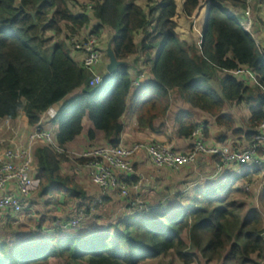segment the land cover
<instances>
[{
	"label": "trees",
	"instance_id": "1",
	"mask_svg": "<svg viewBox=\"0 0 264 264\" xmlns=\"http://www.w3.org/2000/svg\"><path fill=\"white\" fill-rule=\"evenodd\" d=\"M152 1L0 0V123L24 113L34 126L48 108L57 106V117L45 127L59 126L56 142L67 151L65 146L83 133L85 118L94 126L91 138L101 130L110 146L122 144L123 118L131 112L137 116L136 132L150 144L183 152L175 142L184 140L188 152L200 128L208 145L248 149L264 120V47L244 28L245 14L233 13L248 8L247 0ZM84 2L93 5L90 12ZM260 21L264 30V17ZM89 26L98 37L110 30L109 43L123 62L103 85H90L84 57L78 58L82 52L70 41V35ZM49 32L65 38L51 44ZM241 69V75L231 73ZM135 79H141L139 86ZM110 83L103 95V86ZM228 102L248 105L246 128L227 111ZM202 114L223 128L219 142L211 141ZM66 161V153L40 141L33 174L40 178L41 203L58 196L59 202L74 204L72 218L79 210L88 213L102 190L94 200L74 174L62 171ZM197 162L212 172L204 171L203 178H209L189 184L186 192L192 188V196L179 191L172 200L154 205L156 201L139 203L133 192L122 197L127 213L103 220L92 233L67 234L68 227L54 223L69 218L54 214L46 222L49 230H43L45 215L38 218L35 207L0 216L6 230L0 235V264H192L197 258L201 264H257L264 258V216L258 209L260 202L264 206V181H257L264 178V153L247 167L223 165L219 155H200ZM224 170L230 174L219 176ZM254 186H263L259 201L244 212L238 198L252 196ZM107 193L80 228L110 201Z\"/></svg>",
	"mask_w": 264,
	"mask_h": 264
},
{
	"label": "built area",
	"instance_id": "2",
	"mask_svg": "<svg viewBox=\"0 0 264 264\" xmlns=\"http://www.w3.org/2000/svg\"><path fill=\"white\" fill-rule=\"evenodd\" d=\"M252 1L247 0L248 8L245 12L248 16L251 13ZM84 5L87 6L88 12L93 9L90 2H84ZM246 23L248 26L245 25ZM251 24L249 18L244 23V27L252 33L248 30ZM82 32L70 35V41L83 54L84 66L91 73L90 85L97 86L103 83V76L98 72V67L104 59L105 52L96 34L90 31L86 37H83ZM243 72L241 69L231 73L241 75ZM133 84L139 86L141 79H135ZM57 114L58 108L52 106L43 113L40 121L34 126L29 123L21 125L18 123L20 117L17 120L6 119L0 123V216L8 212L21 213L34 208V193L40 186V178L33 174L34 150L40 141L52 146L59 153H66L70 158L67 151L57 145L53 128L45 127V122L55 119ZM143 151L147 153L149 162L157 169L165 167L179 169L196 163L200 155L207 154L219 155L223 165L237 163L247 167L257 162L260 151L264 153V120L256 127L253 144L246 150L208 145L199 128L195 131V139L188 152L175 151L164 143L135 142L131 145L98 147L76 155L77 172L91 175L93 181L102 190V197L111 190H117L120 196L128 199L132 191H138L143 183L150 180L136 169L134 158ZM81 158L85 161L79 162ZM216 166L222 167L219 163ZM134 176L139 178L137 182H134ZM102 197L92 204L88 213L79 210L75 217L68 221L58 219L54 225L71 229L80 228L83 222L92 217L96 204L102 202ZM258 209L264 216L263 210L260 207ZM257 264H264V258Z\"/></svg>",
	"mask_w": 264,
	"mask_h": 264
},
{
	"label": "rangeland",
	"instance_id": "3",
	"mask_svg": "<svg viewBox=\"0 0 264 264\" xmlns=\"http://www.w3.org/2000/svg\"><path fill=\"white\" fill-rule=\"evenodd\" d=\"M159 1L160 0H153L152 2L157 3ZM143 4L147 9L150 6L146 2H144ZM261 6H263V8H264V0H253L252 4H251V9H250V12H251L250 16H248V14L245 12L246 9H243V8L233 9V13L245 14L246 20H249V18H250V20L252 21V24L249 26L248 30L255 33V37L258 41V44H259V46L262 47V50H263V47H264V30H262L260 18L264 17V10H263V8H261ZM226 7L231 8V5L226 4ZM238 18L241 21L243 20V22H244L243 18H241L239 16H238ZM245 25L248 26L247 23ZM89 27L90 28L83 30V32H82L83 34H81L83 37H86L89 34V32L91 30V26H89ZM109 33H110V30L105 29L102 32L101 37L99 36V39H100L99 41L102 45L103 50L105 49V46L107 47V44H110L109 43V40H110V34ZM46 36L47 37H50V36L53 37L51 44L56 43L57 41H59L61 39L64 40V38H65L64 35L56 37V35L54 36L50 32L47 33ZM107 48H106V51H107ZM132 59H133V57L129 58V61ZM109 62H110V58H109L108 54L106 53V55L104 56V59L101 61L100 65L98 67V69H100L101 74L104 78L103 83L105 82L107 74L109 73L107 71V65L109 64ZM131 73L133 74V71ZM220 76L218 75V77H220ZM252 81H254L253 78H252ZM103 83L101 85H103ZM212 83L215 86V88L219 90L218 80L214 79ZM111 85H112V83L103 86V92H102L103 95H106V93L109 90V88L111 87ZM227 111H229L230 113L233 114L238 126H243L245 128L247 127L246 126V120L249 118V110H248V105L246 103L236 104V103L228 102ZM129 114H130L129 115L130 120H128V119L126 120V126L130 128V125L133 127L134 123L137 121V116L131 112ZM202 115H203V118L208 122L207 125L210 129V133L212 136L211 141L219 142L217 135L223 131V128H221L219 125H217L215 118H213L212 116H208L206 114H202ZM19 117L20 118L18 120V123H20L21 125H22V123H28L27 118H26L24 113H21ZM91 129H94L92 122L88 118H85L84 119V131H83V133L80 136H78L75 140L69 142L65 146V149L67 150V153L69 154L70 158L68 156L67 157L69 158V160H71V162H73V164L71 162H69V163L64 162L63 163L64 167L62 166L63 172L71 173L72 175L78 173L77 172V163H76L77 162V157H76L77 154H81V153H84L86 151H90V150H92L94 148H98L100 146H103V147L110 146L109 143H106L105 133L101 130H95V138H91L90 134H89V131ZM58 131H59V126L55 125L53 127L54 138H56ZM125 131L126 132L124 133L123 138H126V140H127L128 133H130V132L128 130H125ZM131 136H132V134L130 135L129 139L131 138V140H134V138H132ZM134 137H136V135H134ZM136 139L137 138H135V140ZM231 140H232V138H229L227 141H231ZM137 142L148 143V140H140ZM94 146H96V147H94ZM134 160L138 161V163H140L139 165H140L141 169L145 170L147 172V174H149L151 172H155V169L151 165V163L149 162L147 153L145 151L140 152L138 154V156L134 158ZM206 160H208V159H206ZM251 168H253V166ZM236 169H238L237 166H236ZM263 170H264V168H263ZM233 171H235V170H233ZM209 173H211V172L209 171ZM209 173H207V174H209ZM228 173H229L228 170H224V171L219 173V176L226 177L228 175ZM75 177H76V180L79 181L78 175H75ZM257 181H258V185H259L260 183H262L264 181V178H262L261 180H257ZM238 184L241 185L240 182ZM263 186H264V184H263ZM263 186H256L257 189H255V186H254V191H255L253 193L254 196L249 195V196H246L244 198H238L239 202L241 204H243V206H244V212L252 209L254 207V205L257 204V202L259 201V197H260V190L262 189ZM250 188H251L250 184L246 185V190L249 191ZM150 191H152V188H150ZM158 191H159V189H158ZM38 192H39V188L36 191L35 197L33 198L36 200L35 203L38 204V207L36 206L35 210H37V208H38V210L40 212H42V214L46 215L49 213H53L56 217H68L69 218L70 216L74 215V209L72 208V206L74 204H70V203L63 204V203L58 201V196H54V195L51 196L50 198H47L49 201L48 203L46 201L44 203H41L42 197H40L38 195ZM133 192L134 191H132L131 195L133 194ZM116 193H118V197H122V196H120V194L117 190H116ZM141 195L143 197H141ZM141 195L140 194L134 195V198H136V200L138 199L139 201H141L139 203L146 202V200L144 198H148V196H149V198H151V194L147 190L145 191L144 194H141ZM61 198H62V196H61ZM117 201H120V199H118ZM260 203L258 204V207H260L264 211V209H263L264 206L262 205V203L261 204ZM113 214H115V213L113 211H110V215H113ZM23 219H25V218H23ZM69 219L64 220V221H68ZM101 219L102 218H100V217H98V218L94 217V218L88 220L86 223H84L82 228H80L79 230H77V229L71 230L70 228H68L69 230H66L65 233L68 234L70 232H77V231L80 233L81 231H85V230L89 231V233H92V231L103 226V221ZM3 226H5V224L0 223V235H2V233L6 232L5 228H1ZM0 238L2 239L3 237H0ZM191 245H192V247L194 246L193 244H191ZM192 264H201V263L197 258L196 261H194Z\"/></svg>",
	"mask_w": 264,
	"mask_h": 264
},
{
	"label": "crops",
	"instance_id": "4",
	"mask_svg": "<svg viewBox=\"0 0 264 264\" xmlns=\"http://www.w3.org/2000/svg\"><path fill=\"white\" fill-rule=\"evenodd\" d=\"M78 58L79 60L81 58H83V54L80 53L78 54ZM98 72L101 73L100 69H98ZM57 107V106H56ZM130 114H127L126 116H124L123 118V124H124V130H123V134H122V144L124 145H131L137 141L140 140H150L148 139H144L140 134H138L136 132V125H137V121L134 123V126L132 127L130 125V128L126 126V120H130L129 117ZM125 130H128L131 134H132V138H134V140H131L130 137V133H128V138L126 140V138H123L124 133L126 132ZM134 135H136V137H134ZM135 138H137L135 140ZM176 141L175 144L176 146L183 152L187 151L190 148V145L187 141ZM106 143H108V141L106 140ZM93 146V145H92ZM96 147V146H94ZM103 147V146H100ZM66 162H71V160L66 161ZM73 164V162H71ZM140 163H138V161H136V165H137V171L140 172L141 174L145 175L146 177H149L150 180L147 183H143L141 188L138 191H134L136 192L135 194L137 195H141L144 194L145 191L147 190L150 194H151V198H144L146 201H151L154 202V205L157 204L160 200L165 201V200H172L174 198V196L176 195L177 192H184L185 194L187 193L186 190L188 189L189 184L192 182L194 185L196 184V182L200 179H206L209 178H203L205 173L204 171H207L205 168V166L200 163V162H196L194 164L191 165H186L183 166L181 169H176V168H170V167H165V168H161V169H157L155 168L152 164V166L155 169V172H151L149 174H147V172L145 170H142L140 165ZM69 165V164H68ZM64 167V164H63ZM210 170H208L207 172H209ZM212 172V171H211ZM74 175H78L79 177V182L83 183L88 192L93 196L94 200L97 199L99 193H100V188L99 186L93 181V179L91 178V175H89L88 173H77ZM184 183H187L184 184ZM150 188H152V191H150ZM159 189V191H158ZM191 189L188 191V193L186 194L187 196H192V192ZM36 192L34 193V197H35ZM108 197H110V201L101 206V208L98 209L97 211V218L100 217L102 218L101 220H114L117 216L122 215V214H126L127 213V204L124 201V198L122 197H118V193H116V191H109L108 193ZM116 197V198H115ZM141 197H143L141 195ZM118 199H120V201H117ZM35 199H34V207L36 208V206L38 207V204L35 203ZM95 202V201H94ZM141 202V201H139ZM179 201H177L176 203H178ZM114 203V204H113ZM181 205V204H180ZM176 208H178V205L176 206ZM38 211V208H37ZM110 211H113L115 214L110 215ZM41 213L40 212L38 215V218H42L41 217ZM53 213H49L46 214L43 218L46 219L45 223L48 220V216H53ZM61 219V218H60ZM58 220V219H57ZM29 225V224H28ZM32 228L35 230L38 228L36 227L37 225L34 223L33 225H31ZM48 225L46 223V225H44L42 227L43 230H49ZM63 261H53L54 264H64L62 263ZM145 264H154V261H148ZM173 264H183L179 261H174Z\"/></svg>",
	"mask_w": 264,
	"mask_h": 264
},
{
	"label": "water",
	"instance_id": "5",
	"mask_svg": "<svg viewBox=\"0 0 264 264\" xmlns=\"http://www.w3.org/2000/svg\"><path fill=\"white\" fill-rule=\"evenodd\" d=\"M107 54L110 58V62L109 64L107 65V71L113 75L119 68L120 65L123 64L122 61H119L113 51V48H112V44H109L108 48H107Z\"/></svg>",
	"mask_w": 264,
	"mask_h": 264
}]
</instances>
